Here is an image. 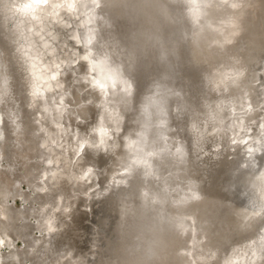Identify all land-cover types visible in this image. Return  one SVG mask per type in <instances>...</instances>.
<instances>
[{
  "label": "clouds",
  "instance_id": "9594fccd",
  "mask_svg": "<svg viewBox=\"0 0 264 264\" xmlns=\"http://www.w3.org/2000/svg\"><path fill=\"white\" fill-rule=\"evenodd\" d=\"M0 264H264V0H0Z\"/></svg>",
  "mask_w": 264,
  "mask_h": 264
}]
</instances>
